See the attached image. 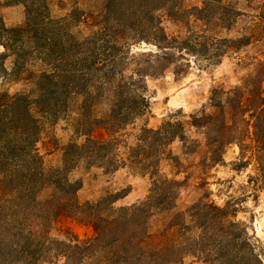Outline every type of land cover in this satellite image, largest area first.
<instances>
[{
  "label": "trees",
  "instance_id": "obj_1",
  "mask_svg": "<svg viewBox=\"0 0 264 264\" xmlns=\"http://www.w3.org/2000/svg\"><path fill=\"white\" fill-rule=\"evenodd\" d=\"M83 2L87 10L80 6ZM176 2L74 0L67 15L54 18L46 0H32L26 4L25 24L5 30L10 41L0 44L9 55H0V60L14 56V74L28 73L22 79L33 85V92L0 93V264H184L188 257L202 264H264L228 206L200 201L173 212L180 183L157 178L158 157L175 139H183L181 123L143 129L139 143L128 147L127 158L120 156L123 142L118 134L148 108L145 80L153 76L149 70L154 67L153 56L142 61L145 55H134L131 47L147 40V32H162L160 24L154 25V13L166 6L174 9ZM229 9L224 0H204L202 8L191 10L208 25L226 20ZM258 9L249 34L200 43L206 60L216 62L230 50L237 53L264 42V0ZM211 49L217 53L209 56ZM155 59L172 65L169 53ZM34 63L41 65L38 72L28 69ZM240 63L249 72L229 91L215 89L211 100L216 113L194 125L207 130L216 164L235 144L242 155L251 152L257 160L264 183V60L253 57ZM105 95L110 108L99 116L95 106ZM76 96L81 97L76 133L85 140L71 142L63 167L47 171L38 149L42 128L33 108L57 116L69 110ZM83 159L112 169L128 162L149 169L150 195L120 209L106 199L81 204V183L71 181L69 173ZM66 219L91 227L93 235L82 240L66 230L56 236L54 231Z\"/></svg>",
  "mask_w": 264,
  "mask_h": 264
},
{
  "label": "rangeland",
  "instance_id": "obj_2",
  "mask_svg": "<svg viewBox=\"0 0 264 264\" xmlns=\"http://www.w3.org/2000/svg\"><path fill=\"white\" fill-rule=\"evenodd\" d=\"M27 1L32 0H0L1 42L10 41L6 29L25 24ZM260 1L224 0L232 8L229 9L226 20L222 18V21L215 20V23L208 25L193 16L196 12L191 10L194 7L202 8L204 0H177L174 9L170 10L166 6L157 10L154 13V25L160 24L162 32H147V40L136 42L131 47L134 55H145L142 61H147L152 56L154 58V67L149 70L153 76L145 80L144 94L149 106L144 114L121 130L118 137L123 142L120 156L127 158L128 147L139 143L143 129L157 130L168 121L181 123L183 139H175L165 148V154L158 157L157 178H168L180 183V193L173 212L185 211L200 201H210L221 207L228 206L235 212L236 220L244 225L248 237L264 260V183L257 160L252 157L251 152L242 155L240 148L232 144L226 148L223 162L216 164L214 155L211 154L207 130L194 125L202 124L204 116L216 113L211 100L215 89L229 91L238 84L242 75L249 72L240 63V59H245L247 63L253 57L264 60V42L243 47L237 53L230 50L216 62L206 60L207 56L203 54L200 43L240 38L249 34L257 21L255 16L259 13ZM73 2L74 0H46L54 18L67 15ZM80 6L84 10L89 7L84 2ZM219 13L217 18L221 17ZM154 37L163 44L154 42ZM166 45H170L172 49L166 50ZM193 49L198 51L197 56L193 55ZM166 53L171 55L173 66L169 61L155 59ZM215 53L217 51L211 49L209 56ZM2 54L8 53L0 44V55ZM15 62L14 56H9L4 63L0 60V93H32L33 85L22 79L28 73L22 71L14 74ZM5 69L7 73H11L10 76L4 72ZM28 69L38 72L41 65L34 63ZM174 70L179 72L177 76ZM80 103L81 97L71 98L69 110L57 116L44 115L38 108H33L42 128L38 149L47 171L63 167L64 151L71 142L83 143L85 140L76 133V109ZM109 108L110 98L105 95L97 102L95 112L104 116ZM74 165L69 178L81 183L78 192L81 204L98 203L106 199L109 203L113 202L114 209L130 207L145 201L153 187L152 176L148 173L150 170L134 163L128 162L127 166L112 169L90 165L83 159L76 161ZM241 165L245 167L241 168ZM160 218L162 217L154 220L155 225ZM66 230L75 233L82 240L93 235L91 227L72 219L64 220L54 233L60 237ZM184 264L202 263L188 257Z\"/></svg>",
  "mask_w": 264,
  "mask_h": 264
}]
</instances>
